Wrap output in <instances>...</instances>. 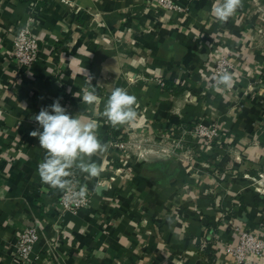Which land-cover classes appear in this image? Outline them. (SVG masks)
Masks as SVG:
<instances>
[{
  "label": "crops",
  "instance_id": "obj_1",
  "mask_svg": "<svg viewBox=\"0 0 264 264\" xmlns=\"http://www.w3.org/2000/svg\"><path fill=\"white\" fill-rule=\"evenodd\" d=\"M174 1L184 10L155 0H0V264H236L220 246L243 231L264 238L255 184L264 175V0H243L226 23L212 14L215 0ZM25 27L40 48L29 70L12 59ZM224 56L229 88L213 79ZM84 69L92 105L81 99ZM115 87L137 98L130 125L102 115ZM57 98L96 121L108 144L92 157L99 177L74 171L93 193L79 213H62L64 192L42 183L45 150L30 136ZM197 126L218 135L205 140ZM31 226L39 238L24 263L18 235Z\"/></svg>",
  "mask_w": 264,
  "mask_h": 264
},
{
  "label": "clouds",
  "instance_id": "obj_2",
  "mask_svg": "<svg viewBox=\"0 0 264 264\" xmlns=\"http://www.w3.org/2000/svg\"><path fill=\"white\" fill-rule=\"evenodd\" d=\"M243 0H215L212 14L220 23H226L242 8ZM24 31V30H22ZM86 86L83 89L82 102L92 105L98 101L97 89L92 86V77L86 73ZM216 87L229 88L233 85V75L224 70L213 77ZM138 101L123 87H115L104 103L103 117L112 127L134 123L138 118ZM40 130H33L30 136L38 138L39 147L45 150L42 162L38 165V175L42 183L53 189L65 192L72 201L86 199L87 185L73 188V170L86 174L89 179L101 174V167L92 160L108 151V144L100 140L98 123L94 120L85 122L81 114L72 116L57 98L49 107L41 108L35 115Z\"/></svg>",
  "mask_w": 264,
  "mask_h": 264
},
{
  "label": "built area",
  "instance_id": "obj_3",
  "mask_svg": "<svg viewBox=\"0 0 264 264\" xmlns=\"http://www.w3.org/2000/svg\"><path fill=\"white\" fill-rule=\"evenodd\" d=\"M156 4L160 5L163 9L169 11H183L184 8L175 3L174 0H155ZM24 30V31H22ZM40 48L37 36L29 27L21 29L16 35L12 50V59L14 63L21 70L31 69L39 60ZM233 64L228 56L218 59L216 63V74L227 70L232 72ZM163 84V83H162ZM195 133L201 138L212 141L217 134L216 129H208L203 126L195 127ZM192 131V130H191ZM119 150H125L126 144L119 143L115 145ZM255 184L258 191L264 189V175L259 179H255ZM80 184L78 181H73V188L78 190ZM93 199V193L88 190L87 197L82 202L72 201L69 196L64 192L60 198L59 205L62 213H79L88 207ZM39 233L35 226H31L18 235V251L19 260L24 263L30 260L31 252L35 243L38 241ZM214 243V242H213ZM215 248L219 246L217 241L214 243ZM221 250L226 253L236 264H247L249 259H262L264 258V238L259 235L243 231L240 232L239 241L237 244H224L220 246Z\"/></svg>",
  "mask_w": 264,
  "mask_h": 264
},
{
  "label": "trees",
  "instance_id": "obj_4",
  "mask_svg": "<svg viewBox=\"0 0 264 264\" xmlns=\"http://www.w3.org/2000/svg\"><path fill=\"white\" fill-rule=\"evenodd\" d=\"M172 85V84H171ZM172 86H174V85H172ZM167 87V86H166ZM114 134V137L115 136H117V133H113ZM73 171H78V170H73ZM78 173L76 172H74V176L73 177H71V179L73 180V181H77L78 179ZM214 234V233H213ZM213 242H214V239H213ZM213 245H214V243H213ZM215 252V251H214ZM212 257V256H211Z\"/></svg>",
  "mask_w": 264,
  "mask_h": 264
}]
</instances>
